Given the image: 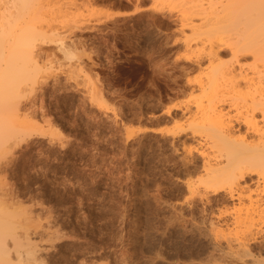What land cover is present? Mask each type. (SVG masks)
I'll return each mask as SVG.
<instances>
[{
    "label": "rangeland",
    "instance_id": "374dc122",
    "mask_svg": "<svg viewBox=\"0 0 264 264\" xmlns=\"http://www.w3.org/2000/svg\"><path fill=\"white\" fill-rule=\"evenodd\" d=\"M229 1L32 0L24 13L1 0L0 113L26 129L1 146L0 200L20 251L32 244L38 264H264V155L227 158L204 126L199 87L231 57ZM232 109L222 128L252 138ZM233 158L251 172L239 200L208 178L235 188Z\"/></svg>",
    "mask_w": 264,
    "mask_h": 264
},
{
    "label": "bare ground",
    "instance_id": "6f19581e",
    "mask_svg": "<svg viewBox=\"0 0 264 264\" xmlns=\"http://www.w3.org/2000/svg\"><path fill=\"white\" fill-rule=\"evenodd\" d=\"M17 2L20 4L21 10L23 9L24 13H28L33 5V3H31L32 0H17ZM240 3H242V8L239 6ZM227 4L230 5L224 4V8L221 7L219 9V14L221 16L218 17L220 20L221 17L225 15L224 13H226L225 17L220 20L222 21L221 25L224 26V30L222 27V29L220 27V29H218L222 30L221 32L226 31L232 34L230 40L225 42V46L227 50L230 51L229 54H231V57L225 62H221L219 60L220 58L217 57L219 62H217L216 66L211 68L210 72L208 71V75L206 74V76H204L206 77L205 84L199 87L201 88L203 97L207 100V108H205L206 110L204 109V111L208 114L206 113L207 116L204 119V126L211 129L212 145L225 144L228 146L230 155H226L227 158H249V156L253 154L264 155V0H233L232 2H227ZM227 6H231L233 10L229 9ZM238 7L239 9H237ZM222 12L224 15L221 14ZM238 26L242 28L238 30ZM257 28L260 29V34L256 32ZM240 30L242 31L239 32ZM23 32L24 35L21 36L24 37L21 43L23 47H27L30 45V34L27 36L29 30L22 31V34ZM3 33H5V30L1 31V34ZM214 51L216 52V50ZM214 51L211 49V52L215 53ZM245 54H250L252 56V65L249 64L251 67L247 64L245 65L246 68L243 67L244 64H241L238 60L240 56ZM213 55L216 56L217 53ZM248 67L250 73L247 72ZM1 80L2 79H0V82ZM202 83H204V81ZM225 101H229L235 110V118H233V120L236 122L240 119L244 120L246 123V130L251 131L252 135L255 137L252 136V138L247 139L245 135H235L232 130L235 127L234 124L225 127V129L222 128L223 120L230 117L229 114L232 109L228 108L224 110L222 108ZM12 110L13 109H11V111ZM254 110L258 111L260 114L261 125L249 119L253 118ZM243 111L245 112L244 116L242 115ZM9 116H11V114L8 115L6 113L5 116V114L3 115L0 113V150L4 148H1L5 143L4 140L8 141L6 139L12 138L15 134L20 138L19 134L25 133L21 132L26 129L22 130L24 127L19 130L13 128L15 127L14 124H16V122L14 123V121L17 119V116L14 117L16 119L12 122L11 119H14L13 115L11 119H9ZM21 116L24 119L25 115L23 116L22 114ZM22 123L25 125V121ZM20 125L17 123V126ZM130 135L131 130H127L126 137ZM1 151H3V149ZM240 163V161H236L234 158L233 161L227 163L228 172L230 173L235 188H219L218 186H221L219 185V181L215 179V176L211 173L208 178L213 193L223 192L227 195L229 200H239L241 185L246 183V179L249 178L251 174V172L246 171L243 167H239ZM3 203H5V201L0 200V264H38L41 260H38L37 263V260H35L36 258L33 257L35 253L32 251L34 248L32 244L30 249L20 251V249L24 247L22 246V242L20 245L19 241L21 238L19 240L18 236L13 233L15 231V227L13 226L17 223H12L10 221L11 217H13L11 220H14L13 213L9 212V209L7 210L8 212H6L7 205L5 206ZM15 236H17V238ZM29 244L30 243H28V245H23L29 246Z\"/></svg>",
    "mask_w": 264,
    "mask_h": 264
}]
</instances>
